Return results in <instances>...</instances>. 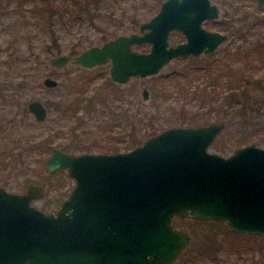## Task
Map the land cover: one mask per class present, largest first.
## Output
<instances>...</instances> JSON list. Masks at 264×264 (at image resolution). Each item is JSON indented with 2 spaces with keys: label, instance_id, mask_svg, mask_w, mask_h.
I'll return each instance as SVG.
<instances>
[{
  "label": "water",
  "instance_id": "1",
  "mask_svg": "<svg viewBox=\"0 0 264 264\" xmlns=\"http://www.w3.org/2000/svg\"><path fill=\"white\" fill-rule=\"evenodd\" d=\"M256 3L262 7L264 0ZM218 14L210 0H164L141 25L142 34L55 55L50 64L110 62V79L124 84L134 75L157 74L178 55L213 51L228 36L201 22ZM175 28L187 40L170 45ZM145 41L151 43L147 52L130 48ZM30 108L44 117L38 102ZM224 127L218 121L170 125L124 151L53 149L46 169H66L73 187L55 211L33 204L30 190L0 187V264H172L191 242L175 217L224 221L231 231L264 235V146L246 143L228 155L211 151Z\"/></svg>",
  "mask_w": 264,
  "mask_h": 264
},
{
  "label": "rangeland",
  "instance_id": "2",
  "mask_svg": "<svg viewBox=\"0 0 264 264\" xmlns=\"http://www.w3.org/2000/svg\"><path fill=\"white\" fill-rule=\"evenodd\" d=\"M0 1H2L0 8L5 9V13H0V46H2V44H4L7 40L10 41L13 39L18 44L20 54L28 56V59L19 61L17 59L13 60L10 58L9 54L6 55L4 52L0 53V83L6 79L19 80L20 75L26 73L30 86H40L42 88V78L51 72L52 76L62 85L70 83V79L72 77H78V83L80 86V76L82 77L85 76V74H88L91 77H94L96 75L86 83L84 81L82 92H78L79 99L80 96L87 97L92 95L95 90L101 86L102 81L108 74L107 67L103 66L97 69H89L80 66L75 61H72L59 70L49 66L48 60L50 56L57 53H68L72 50L78 53L92 44L101 43L104 36L108 37L118 32L131 31L133 28L126 26L125 22L132 18L137 21L148 19L156 12L159 0H106L96 10L100 13H95V15H93L92 22L91 16L89 17L87 13L78 11L74 1L65 0L69 10L65 12L64 19L67 17L73 20L63 26L62 24L57 23L54 18L52 21L54 24H52L53 35L48 34L45 29L39 25L38 17L32 11L33 6L31 2L24 1L22 5L19 6V0H10L8 3L6 2L7 0ZM212 1L217 3L220 7L219 20H228L229 17L234 18L232 16H236L232 19L234 28L230 27L228 30L223 23H221V26L216 28L217 30L227 32L229 35L228 39L209 56L172 60L161 69L158 76L147 77L143 80L139 78L131 80L127 85H131L134 93L129 97L128 101L130 106L134 107L127 106L128 103L124 104L116 97L113 102L109 103L111 106L109 111L111 112L105 113V115L113 116V109L116 108V114H114V116L121 118V121L116 122L115 129L118 130L120 128L118 122L124 124V122L127 121V118L123 114L124 107L129 108V114H133V112H135L136 104L134 103L140 99L142 85L149 87L151 92L152 90H155V92H157L156 102L161 103L162 105L160 108H156L152 106V103H149L147 107H144L145 110H149L151 113H155V115L152 114V118L146 117L145 121L137 122V126H139L137 130L138 136H142L144 131H147L145 129L147 128V125L150 127L153 126V129L159 130L160 128L162 129L166 126H170L168 122L161 123V121L168 116H176L181 109L188 111V113H202L198 112L197 108L202 107L200 93L204 87H216L217 89H222V91H224L223 89L228 82L226 75L220 74V63L225 66V70L228 69L226 65L227 62L228 64L230 63L232 67L240 65L239 62L232 61L237 45L242 42V39L236 32L244 27L242 26V22L243 25L247 24L255 16L264 14V7L258 8L254 0H244V10L235 8V3L227 4L225 6L222 4V0ZM55 2H57V0ZM115 4L117 6H115ZM111 11H113L112 16L109 15ZM94 12L95 11H93V13ZM77 16H83L84 19L80 21ZM242 16H246V18H242V21L236 19L238 17L241 18ZM120 17L121 22L119 23L115 18ZM174 38L177 39L176 35ZM241 47L243 48V46ZM230 53L233 54L231 55ZM36 59H40L38 66H34ZM207 62H210V68L206 67ZM252 62H254V60H252ZM191 65H198V70L191 71L187 73L186 76L180 75L183 72L181 68L185 69L188 66L190 68ZM243 67L246 68V73H249L254 77H258L264 73V64H243ZM4 72L8 74L10 73V75H7L5 79L3 76ZM174 72L177 73V75L170 77V75ZM17 76H19V78ZM230 78L234 83L238 81V77L236 75L230 76ZM41 88H36L35 91L32 87H30V92H34L27 97H36L38 92L42 90ZM161 89L170 93L167 98H161ZM194 90H196V92H194ZM46 93L49 95L52 91H47ZM110 99L111 98H108L107 102H109ZM101 105L102 104L99 102L95 103L96 107L102 108ZM105 106L108 108L107 104ZM203 107L208 108L209 106L204 104ZM107 108H105L106 111L108 110ZM83 112L84 109L79 108L78 116L83 114ZM128 116L129 115H127V117ZM231 116L234 118L235 114L232 113ZM76 121L78 123L79 119H76ZM149 122H153V124H147ZM260 122L262 123L261 120ZM223 123L225 124L224 130L212 144L210 148L211 151H217L223 155H228L235 148L239 147L240 143H242L241 145H244L246 143L254 142L260 146H264V140L261 139L264 138L263 130L252 131L251 134H248L246 137H241L242 134L240 132L242 130H246V126H240L237 122H233L228 125V119L223 120ZM184 125L188 124L184 123ZM254 125L260 126L259 121H255ZM85 126L87 127V129H85L87 130L85 135L81 133L83 128L77 127V149L76 147L69 148L68 145L70 146V143H64L66 142L64 139L59 141L55 136L56 143L60 142L63 147L66 145L67 147H64L65 149H75L82 152L89 149L98 151L97 148L88 146L89 143L94 141H110L109 137H107L106 134H103L106 133V131H103L102 125H97V122L91 121ZM150 127L149 129L152 130V127ZM97 128L101 129L98 131V134L96 132ZM246 132H249V130ZM233 134L234 136H232ZM39 138H46L45 134L43 133L39 135ZM128 139V136L125 135L124 141L117 143L119 149L126 150ZM56 143L54 144L60 147V144ZM216 143L218 144V147H214V144ZM39 158L41 159L42 156ZM40 171L42 172L43 170ZM13 173H10L9 175H12ZM28 173L34 174V172ZM36 174L38 177L39 175L37 172ZM43 175L44 174L42 173L41 177L38 179L48 183V186L44 192V197L37 200L34 204L46 211H54L59 204L54 203L53 199H56L62 193V188L66 186L71 187L74 181L70 178L67 180L66 177L59 178L54 176H46V179H43ZM61 179L64 182H62ZM61 182L62 184L56 186ZM12 185L10 184L8 186L11 188L13 187ZM173 224L179 228L188 230L191 235V242L172 264H264V235L231 231L224 221L209 220L201 222L189 218H174Z\"/></svg>",
  "mask_w": 264,
  "mask_h": 264
},
{
  "label": "flooded vegetation",
  "instance_id": "3",
  "mask_svg": "<svg viewBox=\"0 0 264 264\" xmlns=\"http://www.w3.org/2000/svg\"><path fill=\"white\" fill-rule=\"evenodd\" d=\"M105 1L106 0H104L103 2ZM115 1H119V0H115ZM163 1L164 0L158 1L157 10L153 15H155L159 11L160 5ZM210 1L212 3H215L212 0ZM254 1L256 2V0ZM233 3L236 4L235 8L244 10V7H245L244 0H233ZM215 4L219 8L218 16L216 18H209V19L203 20L201 22V25L202 27H204L205 29L209 31L226 33L227 36L229 37L227 32L217 30L216 28L221 26V23H223L224 26L229 30L230 27L234 26V24L232 23V19H234L236 16H232L234 18L229 17L228 20H219L220 7L217 3ZM115 6L117 5L115 4ZM256 6H257V3H256ZM262 7H264V5ZM262 7H258V8H262ZM0 13H5V9L0 8ZM95 13H100V12L95 11L91 15V22L93 21V15H95ZM112 13L113 11H111L109 15L112 16ZM153 15H151L148 19L142 20V21H137L134 18L129 19L125 22V25L133 28L131 31L118 32L108 37L104 36V39L101 41V43L92 44V45H101L105 41H108L119 35H129L131 33L142 34L141 25L143 24V22L149 20ZM77 17H79L80 21L84 19L83 16H77ZM242 18H246V16H242L241 18L238 17L236 19L237 20L239 19V21H242ZM115 19L117 22L119 23L121 22V17L115 18ZM250 23L251 21L243 25V22H242V26L244 27L237 30L236 32L237 35H239V33H245ZM232 34H233V31H232ZM175 35L177 39L174 38ZM186 40H187V37L182 30L175 28L170 31L169 38H168L170 45H176L178 43L185 42ZM222 43L223 42L219 43L218 46L211 52H208V53L200 52L197 55H194V54L178 55L172 58L170 62L172 60H177V59L182 60V59L190 58V57L195 58V57H200V56H209L212 53H214ZM130 48L132 50L139 51V52H147L151 48V43L148 41H145L142 43H134L130 46ZM2 52H4L6 55L9 54L10 58H12L13 60L17 59L20 61L23 59L24 60L28 59L27 55L24 56L20 54L18 44L13 39H11L10 41L7 40L4 44H2V46H0V53ZM78 53L72 50L71 52H68L67 54L73 55V54H78ZM59 54H62V53L51 55L50 58L55 55H59ZM50 58L48 60L49 66L55 69H59V70L65 67L67 64L71 63L72 61H74L72 60L62 67H56L50 64ZM39 63H40V59H36L34 62V66H38ZM77 64L79 63L77 62ZM103 66H106L108 69L107 71L108 74L107 76H105V79L107 78L109 81L114 83L116 87L123 90L125 96L122 97L123 99H121L120 97L119 100L122 101L124 104L128 103L127 106L129 107H134V106H130L129 101H128L129 97L132 96V94L134 93V90L133 88H131V85L128 86L127 84L133 79L139 78L143 80L144 78H147V77L158 76L159 72L163 68L162 67L157 74H152V75H148L145 77H141L140 75L131 76L130 79L124 84L118 83L110 79L109 77V68L111 66L110 62L105 63V64L95 65L93 67H84V68L97 69ZM7 75L9 76L10 73L9 74L6 72L3 73L4 79L7 77ZM174 75H177V73L174 72L173 74L170 75V77H173ZM17 77L19 78V76ZM45 77H51L53 79H56L52 76V73L50 72L49 74L45 75L42 78L43 87L42 88L40 86L35 87V86L29 85L27 74L23 73V75H20L19 80L6 79L2 83H0V187L8 191L20 193V194L27 193L28 190H30V193L34 196L31 199V202L33 204L37 200H40L41 198L44 197V194H45L44 192L48 186V183H45L38 179L41 177L42 173L44 174L42 176L43 179H46V176H49V177L54 176V177H59V178L66 177L67 180L69 178L71 179L66 169H58L55 171H50L46 169L45 161H46V158L52 152V150L58 149L60 151L67 152V153H79V151L75 149L74 150L65 149L64 147H67V146L65 145L63 147V145L60 144V142H57L60 144V147L54 144L56 143V140H55V136H56L57 140L60 141L61 139H64L66 141L64 143H70V146L68 145L69 148L76 147L77 149V146H76L77 137L76 136H77L78 123L76 119L78 120V112H79L78 77H75V78L72 77L70 79V83L63 84V85L60 84L59 81L56 79L57 84L54 86H48L44 84L43 80ZM94 77L92 76V78ZM104 80L102 81V83L104 82ZM102 83H101V86H102ZM30 87H32L33 90H35L36 88H39V89L41 88L42 90L38 92L36 97H30V96L27 97L28 95L34 92V91L30 92ZM144 89L148 90L147 98L145 100L143 99ZM47 91L48 92L52 91V93L48 95L46 93ZM167 94L168 93L165 90L161 89V94H160L161 98L163 99L167 98L170 93L168 95ZM113 98L116 99V97H113ZM156 98H157V92H155V90H152L151 92L149 87H147L146 85H142L141 92H140V99L134 103L136 104L135 108H139V107L144 108L145 106L147 107L149 103L150 104L152 103V106L156 108H160L162 104L157 103ZM35 101L38 102L42 107V110H41L42 114L44 113V117L42 119H37L36 113L30 108V104ZM176 125H184V124H176ZM43 133L45 134L46 138L40 139L39 135ZM86 151H93V150H86ZM118 151H124V150L120 149ZM96 152H104V151H96ZM111 152H115V151H111ZM40 156H42L41 159L39 158ZM40 170H43V171L41 172ZM28 172H34V174H31ZM36 172L39 175L38 177H37ZM10 173H13V174L9 175ZM62 182L64 181L62 180ZM62 182L58 183V185L56 186H59L60 184H62ZM10 184L11 185L13 184L12 185L13 187L10 188L8 186ZM73 184L71 187L66 186L62 188L61 192L63 194L61 193L56 199H53V202L56 204L58 203L60 205L62 200H64L68 196L70 190L73 187ZM175 218H179V217H175Z\"/></svg>",
  "mask_w": 264,
  "mask_h": 264
},
{
  "label": "trees",
  "instance_id": "4",
  "mask_svg": "<svg viewBox=\"0 0 264 264\" xmlns=\"http://www.w3.org/2000/svg\"><path fill=\"white\" fill-rule=\"evenodd\" d=\"M9 1L10 0H7L6 2L8 3ZM24 1H29L32 3V11L35 15H37L39 25L42 26V28H44L45 31L50 35H53L52 28L54 24L52 21L54 18L56 19L57 23H60L63 26L67 25V23L73 20L67 17L64 19L65 12L69 10L65 0H57V2H55L56 0H19L18 5L21 6ZM72 1H74L78 11L87 13L89 17L93 14V11H96L99 6L104 3V0ZM232 1L233 0H222V4L226 6L227 4H232ZM1 4L2 1H0V5ZM239 36L242 39V42L241 44L237 45L234 57L232 56V61H237L240 63V65L232 67L231 64H228L227 62L226 65L228 69L225 70V66L220 63V74L226 75L228 82L223 89L224 91H222V89H217L216 87H204L203 89L197 88L202 89L200 93L202 107L197 108V111L202 113H188V111L181 109L176 114V116H168L163 121H161V123L168 122L169 125L176 123L206 124L212 120L223 122V120L228 119V125L230 123L237 122V124L240 126L247 127L246 130H242L240 132L242 134L241 137H246L248 134H251L252 131H264V73L258 77H254L251 74L246 73V68L243 67V64H264V14L255 16L251 20V23L246 29L245 33H239ZM241 46H243V48ZM230 54L232 55L233 53ZM226 60L228 61L227 58ZM252 60H254V62H252ZM206 67H211L210 62H207ZM198 68V65H191L190 68L188 66L185 69L181 68L184 74L182 72L180 75L186 76L187 73L196 71ZM234 75L238 77V81L235 83L230 78V76ZM90 79H92V77L88 74H85V76L82 77L80 76V86L78 87L80 93L83 90L82 88L84 86V81L86 83ZM100 87L97 88V90H95L92 95L87 97L80 96L78 99L79 108L84 109L83 114L78 116V127L83 128L81 133L85 135L87 132V130H85L87 127L85 125L87 123L89 124L91 121H95L97 122V125H102L103 131H106V133L103 134H106L110 141H94L89 143V145L87 144L89 147H95L98 149V151L104 152L118 151L120 149L117 146V143L123 142L124 136L127 135L129 139L126 144V149H129L139 144L146 136L154 134L159 130L153 129V126H151L152 130H150V126L147 125V128H145L147 131H144L142 136H138L137 130L139 126H137V122L145 121L146 117L152 118V114L155 115V113H151L149 110H145L142 107L136 108L133 114H129V108L124 107L123 114L127 118V121H125L124 124L118 122L120 128L118 130L115 129L116 122L121 121V118L114 116V114H116V108L113 109V116L105 115V113L111 112L109 111V109H111L109 103L115 100L113 97H121V99H123L122 97L125 96L124 92L123 90L116 87V85L107 78ZM194 92H196V90H194ZM108 98H111L109 102H107ZM96 102L102 104V108L96 107ZM106 104L108 105V108L105 106ZM204 104L209 107L204 108ZM105 108L108 110L106 111ZM232 113L235 114L234 118L231 116ZM127 115L129 116L127 117ZM260 120L263 124L260 122ZM255 121H259L260 126H255ZM147 124L152 125L153 122H149ZM100 130V128H97V134ZM248 130L249 132H246ZM232 136H234V134ZM261 139L264 140V138ZM241 144L242 143H240L239 146ZM217 145V143L214 144V147H218ZM198 221L204 222V220Z\"/></svg>",
  "mask_w": 264,
  "mask_h": 264
}]
</instances>
